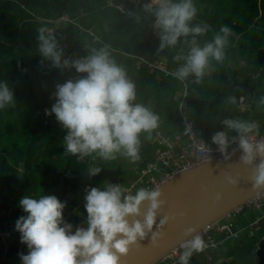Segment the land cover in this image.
I'll return each mask as SVG.
<instances>
[{"label":"trees","instance_id":"16d2710c","mask_svg":"<svg viewBox=\"0 0 264 264\" xmlns=\"http://www.w3.org/2000/svg\"><path fill=\"white\" fill-rule=\"evenodd\" d=\"M112 0H0V82L13 92V101L0 108V235L4 240L5 262H21L19 253L27 254L15 230L16 220L25 213L18 201L41 190L56 195L62 202L65 222L86 227L85 189L102 187L111 182L126 186L136 179L146 163L152 160L156 142L153 134L163 129L175 133V111L181 81L148 67L145 60L159 54L167 59L173 72L184 61L192 36H181L172 47L160 49L159 32L154 33V16L144 11L148 0H132L137 17L122 16ZM197 9L190 26L207 25L196 37L201 46L210 41L222 26L230 29L222 61L211 60L210 69L199 83L190 75L188 114L198 133L211 140L223 130L225 117L256 121L264 130V64L257 59V50L264 47V0H193ZM66 16V19H57ZM52 29L70 58L85 57L92 49L107 46L110 55L122 65L136 85L137 99L158 115V126L139 134V158L132 160L117 153L105 160L96 153L81 155L66 150L68 129L46 114L55 103L56 85L83 74L74 68H58L42 57L38 50V30ZM127 54H133L128 56ZM137 56L145 60L137 66ZM235 97L236 103L229 98ZM241 97L243 98L241 100ZM235 131L229 137L236 136ZM98 167L99 173L89 170ZM62 186L67 194L58 192ZM256 208H244L254 212ZM258 211V216L260 212ZM264 211V208H263ZM252 213L250 219L254 218ZM250 219L244 220L248 224ZM264 226V219L259 221ZM255 234V235H254ZM253 234L255 240L264 235V227Z\"/></svg>","mask_w":264,"mask_h":264},{"label":"clouds","instance_id":"9594fccd","mask_svg":"<svg viewBox=\"0 0 264 264\" xmlns=\"http://www.w3.org/2000/svg\"><path fill=\"white\" fill-rule=\"evenodd\" d=\"M110 5L119 12L113 0ZM142 7L154 16V27L160 30V49L175 46L181 36H192L187 54L176 57L184 61L171 73L177 79L184 80L193 75L195 82L199 83L206 70L210 69L211 60H223L230 29L222 26L203 46L197 43L196 37L203 35L208 26H190L189 22L197 12L193 0H148ZM128 10L129 7L126 12ZM37 39L40 55L50 60L52 66L74 68L76 73L83 74L57 84L53 94L55 103L50 110H46V114L54 113L56 119L68 129L64 137L66 150L81 155L96 153L105 160L115 159L117 153L132 160L138 159L139 134L155 129L159 117L149 107L135 102L136 85L128 77L125 68L110 55L107 46L92 49L85 57L70 58L64 55V48L52 30L40 28ZM229 100L236 103L235 97ZM12 101L13 92L6 83L0 82V108ZM260 103L264 104V97ZM221 123L225 127L212 134V143L221 153H226L230 144H237L242 152L240 160L244 164H252L260 157L249 179L253 188L264 187V137L257 139L259 124L232 117H225ZM230 131H235L237 135L230 138ZM200 148L205 150L203 145ZM99 171L98 167L89 170L93 176ZM227 179L229 183H238L234 176L229 175ZM161 195L158 187L140 188L135 194L127 192L119 184L87 187L84 197L86 227L77 226L74 231L73 225L63 218L66 201L62 202L56 195H45L41 190L25 195L18 201L25 214L15 222L20 241L28 249L27 254H18L21 262L118 264L117 253H126L129 245L137 244L138 240L152 231L157 210L164 204ZM145 201L147 207L142 212L141 205ZM136 216L143 218L135 219ZM129 217H133L131 222ZM167 219V216L161 219L160 225ZM194 232L192 227L185 229L186 235ZM159 235L158 232L152 233L153 244L157 243ZM181 247L184 251L179 257V264H189L193 253L202 252L207 244L200 234H195Z\"/></svg>","mask_w":264,"mask_h":264},{"label":"water","instance_id":"95a60500","mask_svg":"<svg viewBox=\"0 0 264 264\" xmlns=\"http://www.w3.org/2000/svg\"><path fill=\"white\" fill-rule=\"evenodd\" d=\"M156 31H160L156 28ZM260 65L264 64V47L257 50ZM242 152H236L209 160L189 170L180 172L158 186L164 204L157 210L152 231L137 244L129 245L126 253H117L118 264H156L180 242L189 239L210 223L224 218L232 209L264 192V187L253 188L249 176L259 163L257 157L252 164L240 160ZM237 178L238 183H229L227 177ZM219 199L217 198V194ZM147 201L141 205L143 212ZM168 217L161 226L160 220ZM136 216L135 219H142ZM133 217H129L131 222ZM192 227L194 233L185 234ZM158 232L157 243L152 242V233ZM255 264H264V237L257 242L254 251Z\"/></svg>","mask_w":264,"mask_h":264},{"label":"built area","instance_id":"2783aa9c","mask_svg":"<svg viewBox=\"0 0 264 264\" xmlns=\"http://www.w3.org/2000/svg\"><path fill=\"white\" fill-rule=\"evenodd\" d=\"M153 61L154 63H149L152 68H158L164 73L172 75L173 71L167 67L165 59L161 60L156 57ZM180 81L182 85L175 111L178 130L172 134L167 133L163 129L155 131L153 141L156 142V148L153 152L152 160L146 163L136 179H129L126 186H121L131 194H135L140 188L155 189L180 172L189 170L209 160L241 152L237 144L233 143L228 146L226 153H221L211 140L196 131L195 122L188 114L187 84L185 79ZM261 137H264V130L259 132L257 139ZM201 145L204 146L205 150H201ZM110 184L116 183L111 182ZM251 207L256 208L260 212V216L249 223V226L256 227V225H259V221L264 219V192H260L244 204L232 209L223 219L208 224L196 233L200 234L207 244L204 250L215 249L229 238H238L240 232L246 226L238 225L235 220L244 208ZM229 217H232V219L228 220ZM186 240L172 248L156 264H179V257L184 251L181 244Z\"/></svg>","mask_w":264,"mask_h":264},{"label":"rangeland","instance_id":"374dc122","mask_svg":"<svg viewBox=\"0 0 264 264\" xmlns=\"http://www.w3.org/2000/svg\"><path fill=\"white\" fill-rule=\"evenodd\" d=\"M131 1L132 0H113L116 8L119 10L120 14L122 16H128L129 13H131V17L135 18L137 17V13L135 12V9L133 7V5L131 4ZM110 2V1H109ZM127 7V8H126ZM129 7V10L126 12V10L128 9ZM63 19H66V16L64 17H61L59 19H57L55 22L57 21H61ZM50 30H52L51 28H49ZM154 33L157 34L159 31H156V28L154 27ZM128 56H133V54H127ZM158 58H160L161 60L162 59H165L167 61V59L164 57V56H158ZM145 60L143 58V56H137V61H136V65L139 66L142 61ZM154 60V59H153ZM153 60H145L146 64L148 67H151L149 63H154ZM152 68V67H151ZM179 94V93H178ZM125 159L127 160V156H125ZM58 192H62L63 194H67L66 191H63L64 188L62 186L58 187L57 188ZM254 213L255 214V217L250 219V216L251 214ZM247 217L248 219H250V222L255 220L256 218H258V211L254 209V212L252 211H244L243 214L236 218L235 220V223H237L238 225H245V229H244V232H246L247 234H251V233H254V230L253 228L255 226H249V223L248 224H245L243 223L244 220H247ZM232 217H229L228 220H231ZM264 226H261V228H263ZM2 236H6L7 233H0ZM244 233H243V238L242 239H239L238 241V244L236 245L235 242L233 241H229L225 244V247L224 249L222 248L219 252H223V256H224V259H225V262L221 263V264H255V260H252V256H251V246L249 245L250 243V240L246 237H244ZM2 248H4V240H0V258L3 257V252H2ZM234 253V255H233ZM204 254V252H199L197 253L198 255V262H205L202 258V255ZM216 255V253H215ZM215 255L213 256V258H209V260L205 263V264H217V260H215ZM232 257V259L230 261H228V258L229 257ZM5 258V254H4V257L3 259ZM201 258V260H200ZM6 261V259H5ZM0 262H2L0 260ZM17 264V263H15Z\"/></svg>","mask_w":264,"mask_h":264},{"label":"crops","instance_id":"0c3cea01","mask_svg":"<svg viewBox=\"0 0 264 264\" xmlns=\"http://www.w3.org/2000/svg\"><path fill=\"white\" fill-rule=\"evenodd\" d=\"M159 56H164V55H162V54H159ZM165 57V56H164ZM166 58V57H165ZM260 227H261V225L259 224L258 226L256 225V227H254L253 228V230H254V233H256L258 230H260ZM1 233V232H0ZM243 233L245 234L244 235V237L246 238H248L249 240H250V243H249V245L251 246V256H252V260H254V251H255V249L257 248V242H258V240H255L254 238H253V234L251 235L250 233L249 234H247L246 232H240V234H239V237L238 238H229L228 240H226L222 245H220L218 248H216V249H214V250H203L202 252H204V254L202 255V259L205 261V262H198V255H197V253H199V252H194L193 253V255L189 258V264H205L208 260H209V258H213V256L215 255V253H216V255H215V260H217L216 262H217V264H221V263H223V262H225V259H224V254H223V252L221 251V252H219L222 248L224 249V247H225V244L227 243V242H229V241H233V242H235V244L237 245L238 244V240L239 239H242L243 238ZM5 234H6V232H5ZM1 235V234H0ZM8 235V234H7ZM255 235V234H254ZM263 236V235H262ZM4 248H5V243H4ZM4 248H2V252H3V257H4ZM233 255H234V253H233ZM233 255L231 256V257H229L228 258V261H230L231 259H232V257H233ZM3 257L2 258H0V260L2 261V262H0V264H8V262H5V258L3 259ZM200 260H201V258H200ZM15 263H17V264H22V262H15ZM15 263H13V264H15Z\"/></svg>","mask_w":264,"mask_h":264}]
</instances>
